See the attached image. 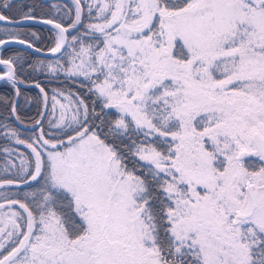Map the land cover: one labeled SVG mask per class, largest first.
<instances>
[{"label": "snow or ice", "instance_id": "1", "mask_svg": "<svg viewBox=\"0 0 264 264\" xmlns=\"http://www.w3.org/2000/svg\"><path fill=\"white\" fill-rule=\"evenodd\" d=\"M0 108V264H264V0H0Z\"/></svg>", "mask_w": 264, "mask_h": 264}, {"label": "trees", "instance_id": "2", "mask_svg": "<svg viewBox=\"0 0 264 264\" xmlns=\"http://www.w3.org/2000/svg\"><path fill=\"white\" fill-rule=\"evenodd\" d=\"M34 2V0H19V3L22 4H32ZM36 3H42V0H35ZM39 30V29H37ZM44 35H47V33H44ZM11 48H18V47H11ZM41 80L43 83H47L46 80H43V77H41ZM24 90V95L29 97L30 99L32 97H35L38 93V90L36 89H25L22 88ZM20 104L22 105V115L27 119L28 117L34 116L36 114L37 111V105L36 103L33 101L32 103H25L24 100V96L20 97ZM0 114H4V110L2 108H0ZM0 131H3L2 129H0ZM6 143V141H4L3 139H0V144Z\"/></svg>", "mask_w": 264, "mask_h": 264}, {"label": "flooded vegetation", "instance_id": "3", "mask_svg": "<svg viewBox=\"0 0 264 264\" xmlns=\"http://www.w3.org/2000/svg\"><path fill=\"white\" fill-rule=\"evenodd\" d=\"M42 2H44V3H47V2H49V0H42ZM57 2L58 3H64V2H66V0H57ZM10 47H15V46H10ZM19 48V47H18ZM20 100V99H19Z\"/></svg>", "mask_w": 264, "mask_h": 264}, {"label": "water", "instance_id": "4", "mask_svg": "<svg viewBox=\"0 0 264 264\" xmlns=\"http://www.w3.org/2000/svg\"><path fill=\"white\" fill-rule=\"evenodd\" d=\"M11 46H15V47H20V46H18V45H11ZM22 88H24V86H21ZM20 99V98H19ZM17 126H19V125H17Z\"/></svg>", "mask_w": 264, "mask_h": 264}]
</instances>
